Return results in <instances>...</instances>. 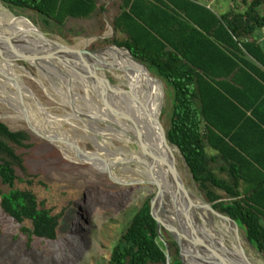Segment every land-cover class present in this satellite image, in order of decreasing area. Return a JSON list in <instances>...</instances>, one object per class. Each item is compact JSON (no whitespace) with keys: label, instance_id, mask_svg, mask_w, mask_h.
<instances>
[{"label":"trees","instance_id":"obj_1","mask_svg":"<svg viewBox=\"0 0 264 264\" xmlns=\"http://www.w3.org/2000/svg\"><path fill=\"white\" fill-rule=\"evenodd\" d=\"M0 1L59 27L99 11L98 0ZM244 2L245 11L220 16L201 0H120L113 3L120 8L112 23L116 35L106 40L116 46L104 51L130 56L129 50L173 88L169 141L207 202L236 221L264 256V48L256 39L264 30V0ZM41 166L70 163L30 128L13 131L0 120V206L29 247L63 239L67 219L85 195V188L55 180ZM151 200L125 229L110 264H168ZM163 235L172 264H183L178 243L165 229Z\"/></svg>","mask_w":264,"mask_h":264},{"label":"rangeland","instance_id":"obj_2","mask_svg":"<svg viewBox=\"0 0 264 264\" xmlns=\"http://www.w3.org/2000/svg\"><path fill=\"white\" fill-rule=\"evenodd\" d=\"M98 1L99 11L95 15L88 19H69L64 27H59L51 21L48 23L45 18L30 11L11 10L0 1V23L5 26H19L17 20L21 24L19 27L24 31V35L21 36L34 41H46L35 33L37 29L59 44L79 50L100 52L116 46L108 45L106 40H112L116 35L112 23L120 13V8L115 7L113 3H120V0ZM201 1L204 3L206 0ZM216 1L219 7L216 4L214 8L219 10L217 14L220 16L232 10L243 12L247 9L244 0ZM262 12L264 13V7ZM14 34L20 36L18 33ZM118 38L124 40L125 36L118 35ZM256 39L264 48V30L256 34ZM23 52H19L17 47L0 46V57L14 64V74L19 82L33 94L34 99L25 97V104L35 127L47 135L67 137L91 154V157L97 154L107 160L113 165V175L118 181H148L139 164L128 163L125 160L137 154L139 147L134 143L120 140L118 130L106 123L99 114L94 113L99 109L104 111L100 99L102 92L98 93L92 81L90 83L82 77L83 67L82 69L78 67L76 71L70 66L74 63L65 66L58 59L48 60V64L38 63L39 67L35 63L16 60L18 54ZM59 55L66 56L64 53ZM91 63L100 68L107 65L113 68L106 69L105 74L118 91L112 98L122 102L116 110L128 118L125 121L133 128L136 137L147 141L155 137L160 130L151 112L152 91L143 75L145 72L156 90V119L162 106L161 123L168 133L174 99L171 86L155 73L151 74L145 67L137 69L134 65L119 59L110 60L106 56H101ZM0 70L5 74L2 66ZM152 76L161 79L164 85L155 81ZM102 88L104 89L103 86ZM17 106L12 94L0 91V120L13 131L27 130L29 126L21 117L22 112L16 109ZM52 145L61 152L62 158L70 163V166L63 169L56 166L41 167H44L55 180L71 182L85 188V195L77 203V212L71 213L68 217L63 229L65 233L63 239L56 242L36 240L30 247L19 224L4 213L0 206V264H110L112 252L125 229L145 202L153 199L157 189L152 185L126 187L112 183L106 178L108 174L80 161L65 145H62L67 149L65 151L60 148V143ZM34 164L37 169L40 168L38 163ZM177 169L187 189L193 195L205 199L180 153L177 156ZM200 223L204 222L200 220ZM239 231L249 260L253 264H264V256L248 243L246 232L241 228ZM166 244L168 245L167 242ZM187 247L190 253V248L194 246L187 244ZM194 248L200 256H186L187 264H213L204 256L203 248Z\"/></svg>","mask_w":264,"mask_h":264},{"label":"bare ground","instance_id":"obj_3","mask_svg":"<svg viewBox=\"0 0 264 264\" xmlns=\"http://www.w3.org/2000/svg\"><path fill=\"white\" fill-rule=\"evenodd\" d=\"M16 22L21 27V24L17 20ZM19 26H5L0 23V46L12 48L17 47V50L19 52H23L24 50H26L27 52H23V54L25 55H38L48 51L57 50V46L51 45L47 41H34L21 36L24 35V31ZM14 33H18L20 34V36H17ZM101 56H106L110 58V60L119 59L123 62L134 65V67L137 69H143V66L135 62L131 58V56L121 51H103L97 56V58ZM34 63L39 66L38 63ZM0 66L5 69V74L3 71L0 70V91L8 92L15 97V100L18 104L16 109L22 112L23 115H21V117H23V119H25L26 116L30 117V111L25 104V97L33 98V94H31V92L25 87L24 84L19 82L17 76L14 74V64H11L0 57ZM71 67H77V69H79L80 65L72 64ZM82 70L85 71L86 69L83 68ZM143 75L145 77L146 83L150 86L152 91L151 112L153 114L154 119L156 120V90L145 72L143 73ZM92 83L98 93H101L103 91L102 85H100L96 81ZM12 90H16L17 92H14ZM19 90L21 91V94L19 93ZM121 104L122 102L112 98V105L115 110L117 107L121 106ZM103 108L104 111L99 109L98 112L94 113L99 114L105 120L106 123L110 124L111 126H114L118 130L117 134L120 140L134 143L139 147L138 153L132 155L130 159L126 158V162H135L139 164L143 168L142 173L147 177L148 181H159L163 189H165L169 193V207L167 208L169 210H174L175 204H177L176 207H179V211L181 213H184L185 215L189 213L192 219V224L195 229L196 227H199L198 229L203 231L205 236L202 242L203 247H199V249L203 248L204 251H201H203L204 256L215 264H249V258L243 255L239 250V247H243V245L240 237V231H237L235 226L223 220L213 218L206 211L199 209H189L187 200H185L180 195L178 196L176 194V187L172 181L168 165L171 161H173V159L175 161V164L177 165V156L179 155L178 148L171 145H165L163 135L160 132L156 133L155 137H151L150 140L147 141L137 138L133 128L124 119L115 117L114 114H112L107 108ZM112 118L115 121L117 120V123L114 122ZM55 136H57L55 138L65 140L66 142L68 141L66 140L68 139L67 137H61L58 135ZM62 145L65 144H61V147ZM65 146L69 150L73 151L77 158L79 157V160H90L96 169H99L101 171L106 170L107 160H103L104 162H102L98 159H93L94 156L91 157V154L79 153L78 155L77 151H75L68 145ZM62 148L64 150H67L65 147ZM175 199L177 200L176 203L174 202L176 201ZM193 200V203H195L198 208L203 204V200L197 196H195ZM200 220H202L204 223L201 224ZM190 253L199 254L194 247L190 248Z\"/></svg>","mask_w":264,"mask_h":264},{"label":"water","instance_id":"obj_4","mask_svg":"<svg viewBox=\"0 0 264 264\" xmlns=\"http://www.w3.org/2000/svg\"><path fill=\"white\" fill-rule=\"evenodd\" d=\"M35 33L42 36L51 45L57 46V50L48 51V52L38 54V55L18 54L16 60L24 61V62L30 63V64L34 63V62L45 64L48 60L58 59L65 66H68L69 63H74L75 65L76 64L80 65L81 68L83 67L84 69H86L85 71L82 72L83 73L82 77L84 79H86L90 83H91V81L92 82L96 81L97 83L101 84L104 87L102 94H101V97H100L104 107L107 108L112 114H114L115 117H119L120 119H124V120L128 119L126 116H124V114L121 111L115 110L113 105H112V97L118 91L116 90L115 85H113L111 83V81L108 79V77L106 76L105 70L106 69L113 70V68L108 66V65L105 66V68H100V67H97V65L95 66L93 63H91V61L92 62L95 61L97 59V56L100 53H102L105 49L103 51H100V52H92V51H89L87 49L79 50L76 48H71V47L59 44L57 42H54V41L50 40L49 38H47L41 31H39L37 29H35ZM124 50H126L130 54L131 58L135 62H137L141 66L145 67L149 71V69L145 65H143L142 63H140L139 61H137L133 57V55L130 53L129 50H127V49H124ZM60 53H64V54H66V56H60L59 55ZM74 69L76 71H78L76 67ZM153 78L155 79V81L159 82L161 85H164V83L161 79L156 78V77H153ZM15 83H17V82H15ZM19 93L21 94L20 90H19ZM161 112H162V106L160 108V115L156 119L155 123L158 126V129L160 130L161 134L163 135L165 145L174 146L169 141L168 136H167V132L165 131V129L163 128V125L161 123ZM25 120H26L29 128L33 131L34 134H36L38 137H40L42 139L47 140L51 144L57 145L58 143H60V144L68 145L69 147H71L72 149L77 151L78 155H79V153L89 154L88 152L82 150L76 143L72 142L70 139H66V140H68L66 142L65 140L55 138V137H57L55 135H47V134L41 132L32 123L30 117L26 116ZM179 153L182 156V158H183V160H184V162H185V164H186L188 170L190 171V174L194 180V176H193L184 156L180 152V150H179ZM94 156L95 157H93V159H101V160L105 161V159L101 158L97 154H94ZM80 160L83 163L89 164V165L94 167V165L91 163L90 160H83V159H80ZM106 162H107L106 163V170L105 171H101L99 169L98 170L108 174L110 179L114 183L119 184V185H124V186L152 185V186L156 187L157 193L153 197V199L151 200V209H152V216L154 217V219L156 220V222L158 224V231H159L160 239L165 242L164 235H163V229H165L169 233V235H171L172 238L178 243V245L180 247V255H181V259H182L183 264H187L186 263L187 262L186 256L191 257V256L195 255L196 257H199L200 256L199 254L188 253L187 249H189V248L187 247V244H191L192 246L197 247V248L203 247L202 242H203L204 237H205L203 231L199 230L198 229L199 227H196V229H195V227L192 224V219H191V216L189 215V213H187L186 215H184L183 213L181 214V212L179 211V207H176L177 204H175L174 210L172 208H171L172 210H169L167 208L169 206L168 205L169 193L165 189H163V187L161 186L159 181H157V180L141 181V182H121V181H118L113 175V165L111 163H109L108 161H106ZM168 167H169V171L171 173L172 181L176 187V192H177L176 194L178 196L180 195L185 200H187V204L189 205V209H191V210L199 209V210L206 211L213 218L223 220V221L235 226L237 231H239L240 227L236 221H234L232 218H230L226 215H223V214L219 213L218 211H216L214 208V205L207 202L204 198L202 199L203 204L198 208V206H196L195 203H193L194 202L193 199L195 198V195H193L187 189L182 177L179 174V171L177 169V165L175 164L174 159H173V161H171L169 163ZM174 202L176 203L177 200ZM247 241H248V243H250L248 239H247ZM165 244H166V242H165ZM166 250H167V260H168L167 262H168V264H172L171 250L167 244H166ZM239 250L243 255L248 257L244 247L240 246ZM210 262L213 263L212 261H210ZM213 264H215V263H213ZM249 264H253V263H251L249 261Z\"/></svg>","mask_w":264,"mask_h":264},{"label":"crops","instance_id":"obj_5","mask_svg":"<svg viewBox=\"0 0 264 264\" xmlns=\"http://www.w3.org/2000/svg\"><path fill=\"white\" fill-rule=\"evenodd\" d=\"M204 4L207 5L209 8L213 9L216 13H217V11H219V10H217L216 8H214V6H215L216 4H218V2H217L216 0H206V1L204 2ZM218 7H219V4H218ZM220 11H221V10H220Z\"/></svg>","mask_w":264,"mask_h":264}]
</instances>
